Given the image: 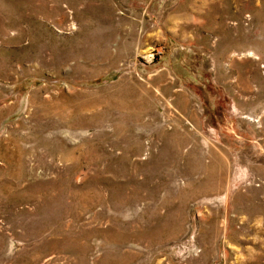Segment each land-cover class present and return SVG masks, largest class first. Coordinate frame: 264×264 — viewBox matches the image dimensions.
I'll return each instance as SVG.
<instances>
[{"label":"rangeland","instance_id":"obj_1","mask_svg":"<svg viewBox=\"0 0 264 264\" xmlns=\"http://www.w3.org/2000/svg\"><path fill=\"white\" fill-rule=\"evenodd\" d=\"M0 264H264V0H0Z\"/></svg>","mask_w":264,"mask_h":264}]
</instances>
